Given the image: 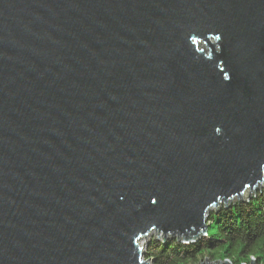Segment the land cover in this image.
Instances as JSON below:
<instances>
[{
    "label": "water",
    "instance_id": "95a60500",
    "mask_svg": "<svg viewBox=\"0 0 264 264\" xmlns=\"http://www.w3.org/2000/svg\"><path fill=\"white\" fill-rule=\"evenodd\" d=\"M262 186L264 0H0V264H148Z\"/></svg>",
    "mask_w": 264,
    "mask_h": 264
},
{
    "label": "trees",
    "instance_id": "16d2710c",
    "mask_svg": "<svg viewBox=\"0 0 264 264\" xmlns=\"http://www.w3.org/2000/svg\"><path fill=\"white\" fill-rule=\"evenodd\" d=\"M151 245V246H150ZM148 249L153 264H198L204 258L264 264V186L251 198L209 214L208 231L196 242H156Z\"/></svg>",
    "mask_w": 264,
    "mask_h": 264
},
{
    "label": "rangeland",
    "instance_id": "374dc122",
    "mask_svg": "<svg viewBox=\"0 0 264 264\" xmlns=\"http://www.w3.org/2000/svg\"><path fill=\"white\" fill-rule=\"evenodd\" d=\"M204 45H201V47H203ZM206 46H204V48H205ZM207 48V47H206ZM209 48V47H208ZM207 48V49H208ZM249 192H250V190L249 189H247L245 192H244V196L245 197H247L248 196V194H249ZM257 193V192H256ZM254 193H251L250 194V196L251 195H253ZM237 200H242V199H234V201H237ZM221 205H220V208L218 209V210H220L221 209V207L224 205V200L220 203ZM230 205H231V202L229 203H227V207H230ZM213 209H215V207L213 208ZM215 212H216V210H214ZM209 214H210V212H209ZM208 221H209V216H208V218L206 219V222H205V225L207 226V231H208ZM163 232H161L160 231V233H159V236H161L162 235V238H158L157 236H158V231L156 232L155 230L154 231H152V232H150L147 236H146V239H144L145 238V236L144 237H142V239L139 241V244L141 245V247L144 249V253H143V256H142V260L143 261H147V260H149V263L148 264H153V261L151 260V259H149V254H148V249L150 248V243H151V240H153V241H155L156 240V242H164L165 240H164V234H162ZM178 233L177 234H174V236H169V237H167L166 238V240H177L178 241ZM203 236H205V235H201L199 238H201V237H203ZM198 238V239H199ZM197 239V240H198ZM150 242L149 243V245L150 246H146V244L148 243V241ZM197 240H195V241H191V240H189V241H187V242H185V241H182L183 243H188V242H196ZM207 259L209 260V264H215V263H218V264H220L221 262H223L224 260H220V259H212V258H209V257H207ZM255 258H252L251 260H254ZM226 260V259H225ZM250 260V261H251ZM256 260V259H255ZM228 261V263L229 264H233L230 260H227ZM198 264H206V259L204 258L200 263H198ZM223 264H225V262H223ZM243 264H250V262L249 263H243ZM256 264H257V260H256Z\"/></svg>",
    "mask_w": 264,
    "mask_h": 264
},
{
    "label": "bare ground",
    "instance_id": "6f19581e",
    "mask_svg": "<svg viewBox=\"0 0 264 264\" xmlns=\"http://www.w3.org/2000/svg\"><path fill=\"white\" fill-rule=\"evenodd\" d=\"M238 201H243V200L232 201L231 204H232V203H235V202H238ZM221 202H222V201H221ZM221 202H220V203H221Z\"/></svg>",
    "mask_w": 264,
    "mask_h": 264
}]
</instances>
